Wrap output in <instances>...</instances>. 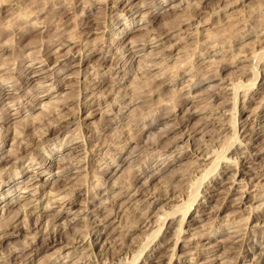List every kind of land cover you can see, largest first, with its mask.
Returning a JSON list of instances; mask_svg holds the SVG:
<instances>
[{
  "label": "rangeland",
  "instance_id": "obj_1",
  "mask_svg": "<svg viewBox=\"0 0 264 264\" xmlns=\"http://www.w3.org/2000/svg\"><path fill=\"white\" fill-rule=\"evenodd\" d=\"M263 51L264 0H0V264H264Z\"/></svg>",
  "mask_w": 264,
  "mask_h": 264
},
{
  "label": "bare ground",
  "instance_id": "obj_2",
  "mask_svg": "<svg viewBox=\"0 0 264 264\" xmlns=\"http://www.w3.org/2000/svg\"><path fill=\"white\" fill-rule=\"evenodd\" d=\"M102 1H103V0H102ZM138 4H139V3H138ZM177 4H178V3H177ZM141 5H142V4H141ZM158 5H159V4H158ZM159 6H160V5H159ZM171 11H172V10H171ZM167 13H168V12H167ZM167 13H166V14H167ZM170 13H171V12H170ZM147 14H148V13H147ZM143 18H144V17H143ZM166 18H167V17H166ZM144 20H145V19H144ZM166 22H168V21H166ZM259 52H260V50H259ZM263 52H264V51H263ZM254 54H255V53H254ZM256 54H257V53H256ZM256 54H255V55H256ZM259 60H260V59H259ZM257 63H258V62H257ZM257 63H256V64H257ZM196 67H197V66H196ZM256 67H257V66H256ZM256 69H257V68H256ZM255 72H256V71H255ZM213 77H214V76H213ZM253 78H256V77H253ZM207 79H208V78H207ZM211 79H212V78H211ZM253 81H254V80H253ZM233 84H234V83H233ZM238 84H239V83H238ZM243 84H244V83H243ZM252 86H253V85H252ZM238 88H239V87H238ZM252 88H254V87H252ZM239 89H240V88H239ZM247 94H248V93H247ZM187 97H188V96H187ZM38 105H39V104H38ZM113 105H114V104H113ZM236 105H237V104H236ZM234 108H235V107H234ZM233 110H234V109H233ZM233 132H234V131H233ZM74 137H75V136H74ZM42 140H43V138H42ZM231 140H232V139H231ZM227 143H228V142H227ZM1 144H2V143H0V145H1ZM38 144H39V143H38ZM228 144H229V143H228ZM177 146H179V145H177ZM230 147H231V146H230ZM227 148H229V147H227ZM168 149H169V148H168ZM224 149H225V148H224ZM224 149H223V150H224ZM220 150H221V149H220ZM211 151H212V150H211ZM218 153H219V152H218ZM206 154H208V153L206 152ZM206 154H205V155H206ZM214 156H215V155H214ZM35 157H37V156H35ZM35 157H34V158H35ZM215 160H216V159H215ZM34 161H35V160H34ZM61 161H62V160H61ZM213 161H214V160H213ZM239 161H240V160H239ZM211 163H212V162H211ZM231 163H232V162H231ZM218 165H219V164H218ZM211 166H212V165H211ZM58 167H59V166H58ZM214 167H215V166H214ZM209 168H210V167H209ZM212 168H213V166H212ZM215 168H216V167H215ZM213 169H214V168H213ZM202 170H203V169H202ZM210 170H211V169H210ZM19 172H22V171L20 170ZM201 172H202V171H201ZM206 173H207V172H206ZM218 173H219V172H218ZM233 174H234V173H233ZM0 175H1V173H0ZM154 176H155V175H154ZM207 176H208V175H207ZM202 177H203V176H202ZM202 179H203V178H202ZM47 180H48V179H46L45 181H47ZM200 183H201V182H200ZM201 184H202V183H201ZM201 184H200V185H201ZM193 189H195V188H193ZM196 190H197V189H196ZM194 192H195V191H194ZM58 193H59V192H58ZM196 193H197V191H196ZM191 194H192V193H191ZM197 194H198V193H197ZM198 195H199V194H198ZM243 196H244V195H243ZM173 197H174V196H173ZM194 197H195V196H194ZM63 198H65V197H63ZM176 198H177V197H176ZM242 198H243V197H242ZM52 200H53V199H52ZM186 200H187V199H186ZM188 200H189V199H188ZM195 201H196V200H195ZM50 202H51V201H50ZM50 202H48V204H49ZM13 203H14V202H13ZM13 203H12V204H13ZM180 204H181V203H180ZM191 204H192V203H191ZM9 206H10V205H9ZM175 206H176V205H175ZM179 206H180V205H178V207H179ZM187 206H188V205H187ZM187 206H186V208H189L190 203H189V206H188V207H187ZM180 207L182 208V206H180ZM174 209H175V208H174ZM111 210H112V209H111ZM1 211H2V210H1ZM176 211H177V210H176ZM18 212H19V211H18ZM110 212H111V211H110ZM110 212H109V213H110ZM170 212H171V211H170ZM174 212H175V211H174ZM177 212H178V211H177ZM111 213H112V212H111ZM168 214H169V213H168ZM174 215H175V214H174ZM182 218H183V217H182ZM166 219H167V218H166ZM5 223H6V222H5ZM1 224H2V225H1ZM0 225H1L0 227H3V226L5 227V225H3V223H1V222H0ZM6 225H7V223H6ZM151 226H152V225H151ZM182 228H183V227H182ZM182 228H181V229H182ZM245 228H246V227H245ZM0 229H1V228H0ZM158 229H159V228H158ZM2 230H3V229H2ZM4 230H5V229H4ZM0 231H1V230H0ZM151 232H152V231H151ZM6 233H7V232H6ZM6 233H5V234H6ZM9 233H10V232H9ZM177 233H178V232H177ZM87 235H88V234H87ZM155 237H156V236H155ZM79 239H80V238H79ZM53 242H54V241H53ZM55 242H56V241H55ZM48 243H49V242H48ZM162 243H163V241H162ZM49 244H50V243H49ZM66 244H67V243H66ZM143 246H145V245H143ZM144 249H145V248H144ZM141 250H142V249H141ZM261 251H262V250H261ZM139 252H140V251H139ZM133 254H135V253H133ZM84 255H85V254H84ZM85 256H86V255H85ZM87 256L89 257V255H87ZM87 256H86V257H87ZM253 256H254V255H253ZM8 257H9V256H8ZM81 258H82V257H81ZM125 258H127V256H126ZM131 258H132V257H131ZM105 260H106V259H105ZM105 260H104V261H105ZM9 261H10V260H9ZM4 262H5V261H4ZM100 262H101V261H100ZM76 264H77V263H76Z\"/></svg>",
  "mask_w": 264,
  "mask_h": 264
}]
</instances>
